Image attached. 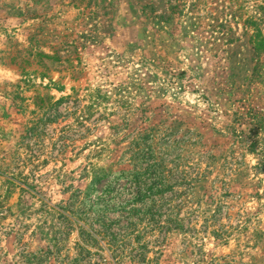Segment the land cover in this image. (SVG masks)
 <instances>
[{
  "label": "rangeland",
  "instance_id": "374dc122",
  "mask_svg": "<svg viewBox=\"0 0 264 264\" xmlns=\"http://www.w3.org/2000/svg\"><path fill=\"white\" fill-rule=\"evenodd\" d=\"M257 31L264 0H0V264H264Z\"/></svg>",
  "mask_w": 264,
  "mask_h": 264
},
{
  "label": "trees",
  "instance_id": "16d2710c",
  "mask_svg": "<svg viewBox=\"0 0 264 264\" xmlns=\"http://www.w3.org/2000/svg\"><path fill=\"white\" fill-rule=\"evenodd\" d=\"M251 41L254 44V49L255 52L257 53V56H261V54L264 52V39L263 36L261 34L260 31H257V34L252 37ZM163 172H161L162 174ZM146 174H140L137 175L135 177H131L129 174L124 173L122 175H120L118 178H116V184L117 182L121 181V180H125L127 182H133L134 183V187H137L138 192L136 193V198L134 199V202H140L143 201L146 198H150V196H152L153 194L156 193H161V195L164 194V189H165V184L166 182L165 179L161 176V182H157L155 184H153L152 186L148 187V188H144V186L147 184L145 178ZM107 178V176H104L102 178H99L96 180V183H101L103 180H105ZM153 179V178H151ZM115 183H112L110 186H108L107 190H106V194H112L113 192H117L114 188V186L116 185ZM161 185V187H160ZM132 186V185H131ZM120 193H123L122 190H120ZM127 193H130V191L127 190ZM105 198V197H104Z\"/></svg>",
  "mask_w": 264,
  "mask_h": 264
}]
</instances>
